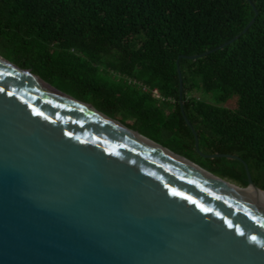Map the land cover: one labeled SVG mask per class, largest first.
Segmentation results:
<instances>
[{
  "label": "water",
  "instance_id": "95a60500",
  "mask_svg": "<svg viewBox=\"0 0 264 264\" xmlns=\"http://www.w3.org/2000/svg\"><path fill=\"white\" fill-rule=\"evenodd\" d=\"M261 204L0 56V264H264Z\"/></svg>",
  "mask_w": 264,
  "mask_h": 264
},
{
  "label": "trees",
  "instance_id": "16d2710c",
  "mask_svg": "<svg viewBox=\"0 0 264 264\" xmlns=\"http://www.w3.org/2000/svg\"><path fill=\"white\" fill-rule=\"evenodd\" d=\"M0 56L243 188L247 164L264 191V0H0ZM184 115L203 155L241 160L203 157Z\"/></svg>",
  "mask_w": 264,
  "mask_h": 264
},
{
  "label": "rangeland",
  "instance_id": "374dc122",
  "mask_svg": "<svg viewBox=\"0 0 264 264\" xmlns=\"http://www.w3.org/2000/svg\"><path fill=\"white\" fill-rule=\"evenodd\" d=\"M155 95H156L157 98L159 97L158 94H155ZM218 95H219V93H211V94H208V93L204 92L203 90H200V91L197 90L194 93V96H196L197 99L202 100V101H208V102H210L213 98L215 99ZM236 102H237V100L235 98H232V99H230V100L222 103L221 106L232 109L233 106H234L233 104H236ZM112 115H115L116 120L126 121V117H125V115H124L123 112L122 113L112 114ZM129 121L130 122H134V119L129 118L126 122H129ZM140 125H137L138 127H136V128L142 130L143 127H139ZM225 180L228 181V182L234 183L235 185L241 187L240 185H238L235 182L229 181L228 179H225ZM241 188H243V187H241Z\"/></svg>",
  "mask_w": 264,
  "mask_h": 264
},
{
  "label": "bare ground",
  "instance_id": "6f19581e",
  "mask_svg": "<svg viewBox=\"0 0 264 264\" xmlns=\"http://www.w3.org/2000/svg\"><path fill=\"white\" fill-rule=\"evenodd\" d=\"M25 73V72H24ZM27 73V72H26ZM226 185H228L229 187H231L232 189L238 191L239 193H243L245 195H249L250 197H253L255 200L260 201L262 204V206H264V197L260 196V195H255L253 193H251L250 190H243V188L235 185L234 183L228 182L226 180H224Z\"/></svg>",
  "mask_w": 264,
  "mask_h": 264
}]
</instances>
